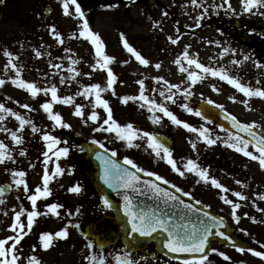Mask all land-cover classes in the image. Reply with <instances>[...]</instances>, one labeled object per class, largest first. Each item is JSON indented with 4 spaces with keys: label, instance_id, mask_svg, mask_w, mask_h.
<instances>
[{
    "label": "rangeland",
    "instance_id": "1",
    "mask_svg": "<svg viewBox=\"0 0 264 264\" xmlns=\"http://www.w3.org/2000/svg\"><path fill=\"white\" fill-rule=\"evenodd\" d=\"M125 1V5L121 7L119 3ZM158 1L159 5L155 6L150 0L132 2L127 0H78L89 14L92 30L102 38L106 54L114 58V63L109 67L117 76V82L113 86L115 95L112 89L102 92V98L109 101L114 118L122 126L131 123L141 133L167 131L166 133H169L175 140L173 159L181 171L185 172L184 176L173 171L166 159L157 157L152 149L147 147V138L138 137L133 143L138 144L139 147L129 148L126 141L116 138L115 133L94 131V128L99 126L98 123L91 120L84 122L91 114L94 96L85 98L78 93L82 92L83 87L92 84H100L101 88H106L107 72L93 69L97 60L95 49L89 41L79 36L82 30L81 21L75 15L65 16L63 14L61 0H8L0 6V14L3 15L0 24V79L5 80V84L0 86V103H4L6 107L25 116L26 119H31L43 131L55 135L61 141L58 147H68L70 150L67 158L62 157L58 161L65 169V175L55 178L50 183L52 196L47 200L41 199L37 202V207L41 211L45 210V206L49 203L62 204L64 206L61 209L62 217L56 218L49 215L40 216L37 219L31 234L21 241L23 251L19 264H27L29 255H37L43 264H88L85 257L89 254L103 255L107 264H115V256L121 252L119 246H104L101 250L97 241L87 232L91 227L96 233H103L104 229L97 225V220L106 212L102 200L90 181L93 172L90 171L89 162L86 160L85 144H93V140L98 141L97 144H104L110 152L116 151L119 159L129 158L138 167L167 179L170 185H176L185 192L191 191L197 200L206 207L212 208L214 213L224 211L230 217V221H236L231 213V205L226 204L221 197L227 196L234 203H239L241 207L236 210V215L240 217L239 221L244 223V228L247 223L253 227L255 237L259 239L255 247L264 248L262 247L264 246V211H261L264 209V201L259 199V195H264V169L259 167L258 162L226 147L224 139L230 136L229 134L216 125L204 121L201 117L188 113L182 107L187 103L195 111L201 101L211 99L214 104L222 105L223 111L236 116L240 123L260 125V129L257 130L262 132L261 130L264 129V100L252 98L249 101L251 105V110H249L242 103L247 98L231 85L210 75H206L204 79L193 85L187 79L188 73H181L180 66L175 63L187 47L189 54L205 66L225 69L229 74L239 77L242 82L255 88L251 77L248 82L247 73L253 75L264 71L255 66L256 61L260 63L264 61V43L258 34V31L264 29V15L234 16L225 14L223 9L217 15L215 10L211 9L209 16L200 21L201 26L196 27V18L200 12L198 8H194L191 0ZM223 2L224 0H207L205 7L212 4L220 5ZM231 2L236 11L241 12L239 0H231ZM103 5H110L112 8L109 6L103 8ZM46 8L52 9L49 16L44 13ZM32 11L34 15L31 14ZM70 12H74V6H70ZM165 12L168 13L167 16L164 15ZM217 16L219 18H216ZM52 25H55L57 31L63 36V45H60L49 31ZM222 25L225 27L229 25L230 30H236L235 26L239 25L240 29L253 30L254 33L251 36L245 32L241 35L236 32L224 33L221 31L224 30ZM122 34L144 58L149 60L148 66L141 65L123 47ZM169 36L178 39L179 42L172 44L168 39ZM209 41H219L221 46L209 43ZM222 47L235 49V55L228 53L221 58ZM65 49H71V52H66ZM4 50L11 51L19 57L15 63L22 69V79L35 83L41 89L55 85L58 95L74 98L73 105L53 104V111L60 113L71 128H59L47 118L42 104L51 101L50 93L45 95L41 91L36 97H32L28 91L17 88L11 83V80L16 78L15 70L5 69L7 58L3 55ZM36 51L41 52V57L35 56ZM245 55H249L251 59L243 61ZM69 56L79 61L74 67L81 75L75 80L71 79L73 74L67 71L68 68L73 67ZM233 60H240L242 63L234 65ZM157 63L161 64L160 69L155 68ZM51 64H61L62 68L56 70L50 66ZM182 64L190 71H199L194 66H188L185 61H182ZM61 77L65 78L64 83L60 82ZM157 78H163L169 84L180 86L178 92L173 89L176 92L175 104L159 95L160 90L167 91V89L163 81L156 82ZM253 78L256 79L255 76ZM140 80L144 81L145 95L151 100L165 104L180 120L197 128L207 127L213 138L219 136L222 139L215 145L209 146L202 139H197L196 134L190 133L182 126L173 125L158 110L150 113L147 106L140 107L142 103L140 101L123 103L122 97L139 95L138 81ZM213 85L219 91H215ZM260 87H264V83ZM185 90H190L193 94L185 98L182 94ZM230 97H235V102ZM24 104L29 105L31 111L23 108ZM75 105L83 106V119L74 115ZM95 110L100 114V122H102L106 113L99 107ZM153 115L159 116L161 122L153 123L150 118ZM3 126L19 132V122L14 117L8 116ZM22 135L25 143L17 146L11 140L10 133L0 132V140L9 146L11 154L15 157V162L0 165V185L10 184L13 187L12 195L7 200L4 199L5 203L0 205V238L14 235L9 229L14 222L15 211H19L21 205L31 210L27 194L24 193L22 187L18 189L14 184L12 171L23 170L27 173L25 179L29 184L30 194H34L35 187L42 184L41 178L45 169L42 153L47 150L46 142L42 140V134H33L29 126L25 127ZM190 141L196 142L195 150L191 147ZM21 148L26 149V156L19 155ZM249 150L254 151L251 147ZM189 159L194 160L201 168L207 169L210 177L217 179L230 191L224 193L210 183L203 181L197 183L199 178L193 173H188L184 168ZM53 161H55V156H53ZM30 164H34L35 167H30ZM47 167L52 172L55 164L49 163ZM237 180L241 181V184H237ZM77 183L84 189L79 195L68 191ZM236 191L241 192L247 199L241 200L233 195ZM77 209L80 210L79 215H75ZM69 211L74 215L68 216ZM21 219L26 224V215ZM69 224H79L80 227H70V236L67 240H57L50 250H43L38 239L39 235L43 232L55 233ZM86 236L94 242V248L91 250L86 247ZM33 245L36 246L35 252L32 251Z\"/></svg>",
    "mask_w": 264,
    "mask_h": 264
},
{
    "label": "snow or ice",
    "instance_id": "2",
    "mask_svg": "<svg viewBox=\"0 0 264 264\" xmlns=\"http://www.w3.org/2000/svg\"><path fill=\"white\" fill-rule=\"evenodd\" d=\"M207 0H191V4L194 7L201 8L202 13L196 18V27H200V21L204 20L209 12V7L215 10V13L219 15V11L221 9L224 10L225 14H231L234 16H239L241 14H249V15H264V0H239L241 12H237L233 7L231 0H224L223 4L216 5L212 4L209 7H205V3ZM62 11L65 16H73L75 15L80 21H82V25L80 26L82 30L79 32V36L83 37L85 40L89 41L94 49L95 55L97 57L96 63L93 66L94 70H105L107 72V87L101 88L100 84H92L91 86L83 87L82 92L78 93L85 98H89L94 96V104L92 105L91 114L84 120L85 123L88 120H91L94 123H98L99 126L94 128L96 132H105V133H115L117 139L121 141H126L127 146L131 147H139L138 144H134L133 142L138 137L147 138V147L152 149L157 157L161 159H166L167 163L171 166L172 170L177 172L180 176H184L185 172L181 171V169L177 166V162L173 159V154L169 150V148L165 147L163 143H161L157 137L151 135L148 132H139V130L135 129L131 123L122 126L113 116V110L110 107L109 101L107 99L102 98V92L108 91L110 89L113 90V95H115V90L113 86L117 82V76L114 74L113 70L109 65L114 63V58L110 55H107L105 52V45L100 37V35L92 30L89 26V21L86 18L85 12L82 10L81 4L78 0H61ZM226 5V7H225ZM70 6H74V12H70ZM165 16L168 15L167 12L164 13ZM158 26V25H157ZM49 31L53 34L54 39L58 41L60 45L64 44L63 36L57 31L55 25L50 26ZM179 30L177 29V32ZM219 31V30H218ZM75 35V34H74ZM221 35L223 33L221 32ZM172 44H177L179 41L171 36L168 37ZM122 42L123 47L131 53L137 61L141 65L148 66L149 60L144 58L139 51H137L127 40L126 37L122 34ZM209 43H215L217 46H221L219 41H209ZM190 47V46H188ZM66 52H71V49H65ZM228 53H232L235 55V49L230 47H222V56ZM3 55L7 58L5 69L15 70V77L11 80V83L15 85L17 88L24 89L28 91L32 97H36L41 91L44 92L45 95H51V101L45 102L42 104L43 111L47 114V118L54 122L55 126L62 129H69L71 125L64 121L62 115L58 112L53 111V104L59 103L63 105H73L74 98L72 96H64L61 97L58 95V89L55 85L50 88L41 89L35 83L27 82L26 80L21 78L22 69L18 67L17 61L19 59L18 56L14 55L11 51L4 50ZM41 52L36 51L35 56L41 57ZM49 55H51L49 53ZM71 64L73 67L67 69L69 73H72L71 79L75 80L77 76L81 75L79 71H77L75 65L79 63L78 60L71 59ZM251 59L249 55H245L243 57V61H247ZM182 61H185L188 66H194L197 71H190L188 67H185L182 64ZM175 63L179 65V71L181 73L187 72V79L194 85L198 81H201L205 78L206 75H210L212 77H216L221 81L226 82L228 85H231L232 88L237 90L239 93H242L244 97L247 99L242 101L244 106L251 110V105L249 101L252 98H259L264 100V87H252L250 84H246L241 81L239 77L233 76L228 73L225 69H217L214 67L205 66L201 63L197 58L193 57L189 54L188 48L186 47L182 53V56L175 60ZM242 61L233 60L232 64L240 65ZM52 68L56 70H60L62 68L61 64H51ZM255 66L257 68H264V63H260L259 61L255 62ZM156 69L161 68V64H155ZM90 75V74H88ZM163 81L164 86L167 91L160 90L159 95L164 97L166 101H170L171 103H176V92L180 91V86L176 84H169L167 80H163V78H157L156 82L160 83ZM61 83L65 82V78L61 77ZM140 85V92L138 96H124L122 97V102L127 104L129 101H140V107L147 106L148 111L154 112V110H158L163 114L164 117H167L168 120L171 121L173 125L182 126L184 129L189 131L190 133H194L197 136V139H202L204 143L209 146L215 145L217 141L222 138L216 136L213 138L211 136L210 129L207 127H194L187 122L180 120L165 104L157 103L154 100H151L149 96L145 95V86L144 81H138ZM259 83V81H257ZM5 84L4 79H0V86ZM176 90V92L173 91ZM213 89L215 91H219L213 85ZM185 98L190 97L193 93L190 90H185L182 93ZM235 102V97H230ZM207 104L213 105L214 101L211 99L206 101ZM214 106L221 111H223V106L220 104H214ZM23 108L31 111L29 105H22ZM97 107L102 108L106 113V117L103 118L102 122L100 114L95 110ZM183 109L190 114H194L195 116H202L201 111L193 110L187 103L182 105ZM74 115L76 117L84 118V110L82 105H75ZM8 116L14 117L16 121L19 122V132L12 131L3 126V122L7 119ZM153 123H160L161 118L159 116L153 115L150 117ZM226 119H230L232 121L233 127L239 129L240 132L246 133L250 139H245L243 136L239 135H230L224 139L225 146L233 149L237 153H241L244 157L249 158L252 161L258 162V165L261 169H264V134H258L256 131L260 129V125L256 123H240L236 116L234 115H226ZM211 123V121H208ZM26 126H29L31 132L33 134H42V140L46 142V151L42 153L44 159L43 164L45 165V169L42 175V184L38 185L34 189V194H30L29 184L26 181L25 177L27 173L23 170L12 171V176L14 178V184L16 187L23 188L25 194H27V199L30 201L31 210H27L20 206L19 211H15L14 222L10 225V231L14 233V235L9 236L7 238H0V264H19L22 259L21 252L23 251V247L21 245V241L24 240L26 236L31 234L34 225L37 222V219L40 216H53L56 218L62 217L61 209L64 207L60 203H49L45 206V210L41 211L37 207V202L41 199L47 200L52 196V191L50 189V183L57 177H62L65 175V169L61 167L59 164V160L63 158H67L69 156V148L68 147H58L61 144V141L55 136L46 131H43L41 128L37 127L36 124L31 119H26L25 116L19 114L13 109L6 107L4 103H0V132L10 133L11 140L17 145H23L25 140L23 138L22 133ZM264 132V129L261 130ZM93 144L99 143L96 140L92 141ZM191 147L195 150L197 148V144L195 141H190ZM99 147L101 149L105 148V145L100 143ZM250 147L254 149V151L249 150ZM55 150V151H54ZM107 151V149H105ZM52 153V155H50ZM20 156H26L27 151L24 148H21L19 151ZM53 156H55V161H53ZM116 151H111V157H116ZM96 159L99 160L103 166L101 179L104 184L107 185L108 188L113 189L117 195L122 197L123 200V216L126 218L123 221L124 230L126 233V237L128 238L129 244L126 245L128 250L124 251L123 254L115 256V264H137V261L133 259L131 248L136 247L140 240L138 238L145 239H156L158 234L164 233L166 234L162 245L167 250V253L172 254H200V258L197 260H184L183 264H208L209 257L207 255V249H209V237L213 235L212 229L214 227L217 228L216 235L223 237L225 240H231L229 235H226L224 231H221L220 228L223 227V220H218L215 216H209L208 212H203V216L208 218V220L199 221V227L196 224L188 225H177L172 222V220L162 213H157L154 209L145 208L141 203L137 202L134 198L133 194L143 195L146 192H151L153 198L163 199L165 205L175 202L183 205V207L192 212H200V209L194 208L193 205L185 203L173 192H169L167 189L160 187L158 183H154L151 180H141V177L137 173H143L147 177L155 176L156 181H162L163 184H168L169 181L162 176L152 172L146 171L145 169L138 167L133 160L129 158H125L123 163L125 165H130L132 169L135 171H130L126 167H122L115 159H112L108 156H105L103 152L98 153L96 155ZM7 162H15V157L11 154V149L9 146L2 140H0V165H5ZM49 163H54L55 168L54 171L50 172L48 169ZM30 167H35L34 164H30ZM184 168L188 173H193L199 179L197 183L203 181L204 183H210L216 189L221 190L224 193L229 192L230 190L222 185L217 179L209 176V172L207 169L201 168L194 160L189 159L187 163L184 165ZM237 184H241V181L237 180ZM143 185V187H140ZM173 188H176V192H180L181 189L176 187V185H172ZM7 189L5 187H0V205L5 203L2 197L5 196ZM69 192L79 195L84 189L81 187L79 183L68 189ZM185 196L190 195L188 192L183 193ZM236 197L241 200L247 199L246 196L242 195L241 192L236 191L233 193ZM221 199L226 204L231 205L232 215L237 223H239L240 217L236 215V210H238L241 205L239 203H234L233 200L229 199L227 196H222ZM259 199L264 201V195H259ZM197 204L200 201L196 202ZM103 206L106 209H113L116 207L108 196L103 198ZM79 209L76 210L75 215H79ZM264 211V209H261ZM7 215V213H4ZM26 215V224L22 222V216ZM68 216H73L74 213L71 211L67 212ZM254 219V218H253ZM208 221H211L209 223ZM130 225V227H128ZM70 227L79 228V224H69L57 230L55 233L52 232H43L39 235L38 239L43 250L48 251L53 246L57 240H67L70 236ZM243 231V230H242ZM156 234V235H154ZM87 240L86 247L91 250L94 248V242L89 238L85 237ZM233 246L235 247V241H232ZM20 246V247H18ZM264 247V246H262ZM99 248L103 250L104 244H100ZM36 246L33 245L32 251L35 252ZM236 250L240 253L251 252L254 257H259L261 260H264V252L255 251L252 249H245L244 247H237ZM212 252H217L216 249H211ZM166 253V254H167ZM218 255L223 258L224 261H229L231 258L226 255L224 252H218ZM88 261V264H107L103 255L89 254L85 257ZM141 260L146 259V257H140ZM27 264H43V261L37 255H29L27 257Z\"/></svg>",
    "mask_w": 264,
    "mask_h": 264
},
{
    "label": "water",
    "instance_id": "3",
    "mask_svg": "<svg viewBox=\"0 0 264 264\" xmlns=\"http://www.w3.org/2000/svg\"><path fill=\"white\" fill-rule=\"evenodd\" d=\"M152 2L155 4H158L157 0H152ZM199 111H201L202 117L204 119L211 120V121L218 123L219 125L223 126L227 131H229L235 135L243 136L245 139H250V137H248L246 133L240 132L239 129L233 127L232 121L230 119L225 118L226 115H228V114L221 113V112L217 111L216 109H214L212 106H210L209 104H207L205 102L200 104ZM258 134H260V133L258 132ZM152 135L157 137V139L161 143H163L165 145V147L169 148V150L171 149L172 141L167 136L161 135V134H152ZM86 150L88 153V157H89V159H90V161L93 164L94 169H95V182H96V185L98 186L100 195L103 198L105 196H108L109 199L111 200V202L116 206L112 209L113 213L115 215V223H116L118 229L120 230V234L122 235V240H123V243L125 245V248L128 250L126 245L129 244V241H128V238L126 237V233L124 230L125 226L123 224V221H125L126 218L123 216V212H122V208H123L122 197L117 195V193L113 189L108 188L107 185L104 184L103 180L101 179L103 166H102L101 162L96 159V155L98 153L103 152L105 156H108L112 159H115L117 161V163H119L122 167H126L130 171H135V169H132L130 166L125 165L123 162L118 161L114 157H111V155L109 153H107L104 149H101L98 145H86ZM137 174L141 177V180H151L154 183H158L149 177H145L139 173H137ZM159 185H160V187L165 188V189L169 190L170 192L175 193L185 203L193 205V203L191 202L190 199L181 197L179 194H177V192L170 190L169 188H167L163 184H159ZM2 187H5L7 189L5 196L9 195L11 192V187L8 185L2 186ZM140 187H143V185H140ZM133 195H134V198L136 199V201L141 203L145 208L154 209L158 214L162 213L164 216L170 218L174 224L188 225V226H190L192 224H196L199 227V221H201V220L207 221L208 220V218L203 216V212H205V210L200 209V212H198V213L192 212V211L185 209L183 207V205H181L179 203H175V202H171V203L165 205L163 199L153 198V195L151 192H146L143 195H140V194H133ZM193 207H194V205H193ZM209 216H212V215L209 214ZM208 222L211 223V221H208ZM128 227H130V225ZM118 229L116 228V232H119ZM220 230L224 231L226 234L228 233L227 228L224 224H223V227L220 228ZM212 231H213V235L211 237H209V246H210L211 241L214 239H218V240L225 242L227 244H230V245H233L232 241H235V245H240V243L233 238H231V240H225L223 237L216 235V231H217L216 227H214L212 229ZM89 233L91 235H93L91 231H89ZM154 235H156V234H154ZM159 235H162V237H163L162 240L157 244V250L159 253L165 254L168 257H170L172 259H176V260H186V259L190 260L191 258L200 257V254H172V253H167V250L162 245V241H163L166 234L160 233V234H158V236ZM95 237L97 240H100L96 235H95ZM138 239L140 240V243L136 247H132L131 251L139 250L144 245H146L147 243L154 240V239H145V238H138ZM208 250L209 249L206 250L207 253H208Z\"/></svg>",
    "mask_w": 264,
    "mask_h": 264
},
{
    "label": "flooded vegetation",
    "instance_id": "4",
    "mask_svg": "<svg viewBox=\"0 0 264 264\" xmlns=\"http://www.w3.org/2000/svg\"><path fill=\"white\" fill-rule=\"evenodd\" d=\"M187 15L189 13L187 12ZM216 15V14H215ZM216 18H219L218 16ZM218 22V21H217ZM227 27L224 28V33H231V32H236L238 35L243 34L245 32L246 34L250 35L254 33V31H250L247 29H238L236 30H230V28ZM257 33V31H255ZM258 34L261 36V40L264 43V29L258 31ZM248 37V36H247ZM250 38V37H249ZM243 40V37H242ZM260 41V40H258ZM264 63V61H263ZM264 70V68H262ZM253 71L252 69H250ZM248 74V82H250V77L251 80H254L255 87H260L262 83H264V71L263 72H258V74ZM253 76L256 77V79L253 78ZM259 81V83H257ZM212 212L214 211L212 208H209ZM218 216H220L222 219L228 220V225L230 228L231 235L234 236L237 240L239 241H244L247 243V248L245 249H252L255 251H261L264 252V248L255 247V244L259 241L258 238L255 237V232L252 226H249V223L246 224L245 228L244 223L240 222L237 223L236 221H230L229 216L225 214L224 211H217ZM232 213V212H231ZM243 230V231H242ZM237 247H232V246H227L224 244H220L218 242H213L212 246L210 248V252L208 254L209 261L208 264H264V260H261L259 257H254L251 252H245V253H240L236 250ZM211 249H216L217 252H212ZM123 252L125 251L124 248H122ZM122 252V254H123ZM218 252H224L226 255H228L231 259L229 261H224L222 257L218 255ZM120 255V254H119ZM133 259L137 261V264H183V262L179 261H174L171 259H168L164 256H161L157 253L156 251V242H152L148 246L145 247V249L141 252H135L132 253ZM140 257H146V259L141 260Z\"/></svg>",
    "mask_w": 264,
    "mask_h": 264
}]
</instances>
